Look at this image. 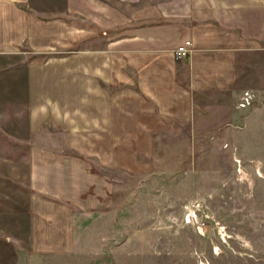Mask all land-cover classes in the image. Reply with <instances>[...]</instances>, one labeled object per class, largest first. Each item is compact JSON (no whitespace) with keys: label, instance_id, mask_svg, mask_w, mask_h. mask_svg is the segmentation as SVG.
Returning <instances> with one entry per match:
<instances>
[{"label":"crops","instance_id":"obj_1","mask_svg":"<svg viewBox=\"0 0 264 264\" xmlns=\"http://www.w3.org/2000/svg\"><path fill=\"white\" fill-rule=\"evenodd\" d=\"M59 7L48 13L38 0H0V93L28 106L33 138V256L70 250L75 216L108 212L114 176L149 174L157 145L174 151L167 138L197 137L230 120L240 65L264 55V0ZM181 46L191 51L177 59ZM259 108L243 114L237 133Z\"/></svg>","mask_w":264,"mask_h":264},{"label":"rangeland","instance_id":"obj_2","mask_svg":"<svg viewBox=\"0 0 264 264\" xmlns=\"http://www.w3.org/2000/svg\"><path fill=\"white\" fill-rule=\"evenodd\" d=\"M38 1L60 11V0ZM239 73L230 120L167 138L174 151L157 145L147 175L114 176L112 208L79 212L73 247L50 255H31L28 106L0 93V264H264V55Z\"/></svg>","mask_w":264,"mask_h":264},{"label":"built area","instance_id":"obj_3","mask_svg":"<svg viewBox=\"0 0 264 264\" xmlns=\"http://www.w3.org/2000/svg\"><path fill=\"white\" fill-rule=\"evenodd\" d=\"M190 51L191 50L187 49L185 46H181L176 52V58L180 59L183 56H187ZM245 100H246V103L243 104V106H245L246 104H250L251 103L248 97Z\"/></svg>","mask_w":264,"mask_h":264}]
</instances>
